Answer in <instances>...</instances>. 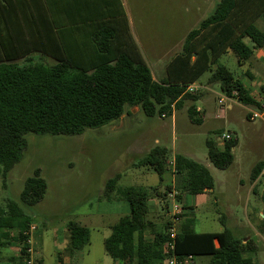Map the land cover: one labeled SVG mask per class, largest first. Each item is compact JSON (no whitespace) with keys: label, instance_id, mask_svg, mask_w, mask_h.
I'll return each instance as SVG.
<instances>
[{"label":"trees","instance_id":"trees-1","mask_svg":"<svg viewBox=\"0 0 264 264\" xmlns=\"http://www.w3.org/2000/svg\"><path fill=\"white\" fill-rule=\"evenodd\" d=\"M57 7V1L47 4L44 0H34L35 9L29 17L35 50L54 58L55 64L34 63L31 59L22 64L13 58L0 60V173L3 178L19 162L26 134L81 135L87 129L120 119L127 107H139L148 117L167 118L185 101L199 99L196 92L190 94L187 89L208 71L212 72L209 86L217 85L227 97L264 112V104L255 99L251 89L220 62V57L231 51L243 66L253 57L255 49L264 47V29L256 26L259 18L264 21V0H218L214 12L188 33L181 53L169 62L167 77L160 82L154 80L134 44L119 37V27L107 26L113 18H108V22L104 21L107 18L101 20L104 23L94 41L103 53L110 51L115 40L123 44L124 51L116 59L107 58L90 70L77 67L62 49L58 35L62 23L56 17ZM246 38L252 45L244 42ZM199 113L195 105L188 109L192 123H202ZM236 143L234 139L225 141L223 151L209 144V160L218 169H226L233 162ZM134 168L154 171L160 185L150 189L118 188L120 175L107 181L104 197L112 200L117 192L119 199L129 203L130 214L111 227L105 250L121 264H165L172 221L169 219L161 225L151 221L150 201L166 198L176 191V198L181 202L185 195L213 190L214 179L208 167L187 156L177 154L170 163L168 150L159 146L140 158ZM263 168L264 162L254 168L253 182ZM169 172L175 176L174 185L169 184L162 193L160 188ZM46 191L47 183L36 170L25 181L21 204L8 201L0 206V252L14 243L20 247L19 257L9 259V264L30 261L26 233L32 222L23 208L40 202ZM224 218L221 217L223 224ZM182 219L175 244L178 257L209 256V264H256L258 246L254 239L244 242L227 227L221 232H196L192 214L184 212ZM67 228L71 254L90 244L88 227L72 221Z\"/></svg>","mask_w":264,"mask_h":264},{"label":"rangeland","instance_id":"rangeland-1","mask_svg":"<svg viewBox=\"0 0 264 264\" xmlns=\"http://www.w3.org/2000/svg\"><path fill=\"white\" fill-rule=\"evenodd\" d=\"M106 1L110 6L94 18L102 20V15L115 20L119 18L115 22L119 27V37L138 45L154 74L160 77L159 68L170 57L167 54L180 51L188 33L213 12L218 0ZM58 2L61 4L62 0ZM204 2L209 4L210 11L204 9ZM246 43L251 45L247 40ZM221 63L236 78L248 69V66H239L231 51L222 57ZM259 78L264 82V70ZM205 79L206 76L200 82L204 83ZM200 82L196 85L199 99L185 101L167 118L148 117L142 110L124 117L131 109L127 107L120 119L87 129L81 135L26 134L19 162L6 178L0 173V206L8 201L21 204L25 181L34 176L36 170L40 171L41 178L47 183L46 194L37 204L23 208L31 225L37 228L32 234L33 247L36 242L37 248L33 255L34 264H59L58 253L62 249L57 246L62 230H66L67 223L72 220L81 221L89 228L90 244L73 255L69 264H121L108 255L105 240L111 234L109 227L130 214V205L119 199L117 192L110 202L103 194L105 185L120 175L118 188L158 187L160 178L154 171L134 168L143 154L156 146L168 150L170 163L175 155L180 154L208 167L214 179V189L202 197L185 195L183 202L177 200L176 191L166 198H154L157 204L151 207V221L161 225L170 219L175 206L184 208L186 205L184 211L192 214L196 232H221L227 227L237 238L247 234L258 240L257 225L251 218L253 209L264 206V178L254 196L251 193V176L255 166L264 160V114L239 100L228 101L221 106L218 104L222 95L220 88L214 85L204 90L199 86ZM254 84L253 95L264 104V92L261 90L264 85ZM193 105L201 109L199 114L203 121L199 125L192 123L188 116V109ZM254 113L261 117L250 120L248 114L252 117ZM224 134L230 135L237 143L232 151L233 162L226 169H218L209 160V144L223 151ZM170 180L171 174L166 173L163 188H160L162 193ZM86 214L92 217L78 219ZM222 216L225 217V226ZM42 241H45L44 247ZM259 247L254 260L256 264H264V243L260 241ZM210 259L209 256H199L195 261L196 264H209Z\"/></svg>","mask_w":264,"mask_h":264},{"label":"crops","instance_id":"crops-1","mask_svg":"<svg viewBox=\"0 0 264 264\" xmlns=\"http://www.w3.org/2000/svg\"><path fill=\"white\" fill-rule=\"evenodd\" d=\"M44 1L47 4L50 2L52 3V1L58 2V0H44ZM102 1L101 0H62V3L58 4L59 6L57 9L56 17H58L59 22L62 23V29L58 30V35L60 37V40L62 41V49L64 53L66 54V56L68 57V59H70L77 67H80L82 69L85 68L87 70H90L94 66L98 65L99 63L108 60L107 58L114 60L124 51L123 44L115 40V44H113L110 51L103 53L98 49L94 41L95 34L99 32L100 27L102 26L101 24L104 23V22H101V20H96L94 17L96 16L97 13L100 14L101 11L102 13H104L107 7L110 6V4L107 3L106 0L105 1L102 0ZM217 3L218 1L213 6L214 10L216 8ZM203 6H205L204 9H206V11H210L209 4L204 2ZM34 9H35L34 0H0V60L6 59V58L18 59L16 60V62L17 63L19 62L20 64L24 63L27 59H31L33 62H42L45 64L47 63L55 64L56 63V60L52 58L51 56H46L42 54L41 52L35 50L34 31H33V28L32 27L30 28L29 26V17L32 16ZM49 9H50V6H49ZM213 12H211V14ZM101 17H104L102 19H106L107 16L102 15ZM97 19H98V16H97ZM117 19L119 20V18ZM204 19H202L199 22V24ZM104 21L108 22L109 19L107 18V20H104ZM115 22L116 20H111L110 25L108 27L111 29H114V28L118 29V26L115 24ZM256 26L260 30L264 29V21L262 18H259L256 21ZM126 40L128 44H131L130 43L131 41L129 39H126ZM246 40L251 43L249 38H246L244 40L245 43H246ZM183 45L180 47V51L177 50V51L172 52V54H167L170 57L166 58L164 65L159 68L160 77H157L154 74V72L152 71L149 65L148 60L146 59V56L143 54V52H141L139 46L138 45L137 46L134 45V46L137 52L140 54L142 59L145 61V63L149 67L154 80L160 82L166 79L167 66L169 62L175 56L181 53ZM29 51H32V52L28 54ZM228 52L229 51H227L220 57V62H221L222 57L226 55ZM243 66H248V69L246 71H242L239 79H241L245 83V85L249 89H251L252 95H253V90H254L253 88L255 87L254 83H258V84L261 83V85L262 84L264 85V82H260L261 79L259 78L261 75V72L264 70V47L255 49L253 57ZM211 75H212L211 71L205 72L201 76V78L198 80L200 82L201 79L204 76H206L204 83L202 82L199 83V86L203 87L204 90H208V88L214 87V86L208 85V80L211 77ZM249 79L252 80L254 83L250 82ZM198 81L194 83L193 85L194 86L198 85ZM262 89L264 92V88H261V90ZM197 109L198 111H201L199 107H197ZM140 111L141 109L139 107H131V109L128 110L126 115H124V117L132 114L131 112H133V114H137ZM262 114H264V112ZM156 143H158V140H156ZM261 162H264V160ZM143 170H146L145 172H147V169H143ZM263 171H264V168H263ZM263 171L261 173H263ZM169 173L171 174L170 185L173 186L174 181H175V176L172 174V172H169ZM262 179L263 178H261V176H259L257 180L254 182L251 179V193L254 194V196H256L257 194L256 188ZM161 188H163V186ZM160 192H162V190H160ZM204 194L193 195V197H198V196L202 197L204 196ZM184 200H185V196H183L181 202H183ZM110 202H113V200H110ZM155 204H157V202L154 199H152L150 201L151 207ZM183 207L185 208L186 205ZM90 217H92V215L86 214V215H80L78 219L87 220ZM263 217H264V206L262 209H258V208L253 209V214H252L251 219H252V223L257 225L256 236L258 240H254V241L256 242L258 246V250L260 248L259 247L260 241L264 243V234L262 232ZM70 222L67 223L66 230L65 229L62 230V238L60 239V242L57 246L58 249H62V251L58 253L59 264H69L71 257L73 255H77L76 254L77 252L74 254H71L69 250V231H68L67 226ZM74 222H77V221H74ZM79 223L83 225L82 224L83 222L79 221ZM111 227L112 226H110L109 228L111 229ZM250 238L252 237H248L247 234H242L241 238L239 239H243L244 242H246ZM33 243H34V239H33ZM42 245L44 247L45 241H42ZM33 249L35 253L37 251L36 242H35V246L33 247ZM19 254H20L19 244L14 243L8 249H5L2 252H0V264H9V259H11L12 257L13 258L19 257ZM33 264H34V261H33Z\"/></svg>","mask_w":264,"mask_h":264},{"label":"built area","instance_id":"built-area-1","mask_svg":"<svg viewBox=\"0 0 264 264\" xmlns=\"http://www.w3.org/2000/svg\"><path fill=\"white\" fill-rule=\"evenodd\" d=\"M198 89L196 86L191 85L190 87H188L187 89V93H195L197 92ZM233 95L236 96L237 93L233 92ZM234 99L227 97L225 94H222L218 100V104L221 106H224L226 104V102H232ZM261 117L260 115H258L257 113H254L253 116L251 117V120H255L256 118ZM223 140L225 141H229L231 140V136L230 135H223L222 136ZM261 178H264V171L263 173H261ZM174 194V193H173ZM171 194V196L173 195ZM184 209L178 206H175L174 212L172 214H170V219L172 221V227L169 229V239L170 242L169 244L165 247V253L167 255V259L165 261V264H196L195 261V257L194 256H185V257H178L176 255V238L178 236L179 233V227L182 223V215L184 214ZM37 230L36 226H30L28 232L26 233V235L29 236L28 239V244L30 245L29 249H28V253L31 255V259L30 261H28V264H33V253H34V249H33V241H32V234Z\"/></svg>","mask_w":264,"mask_h":264}]
</instances>
